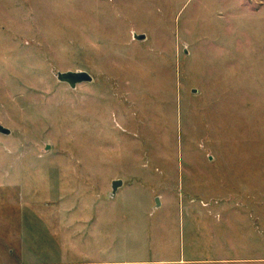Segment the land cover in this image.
<instances>
[{
  "label": "rangeland",
  "instance_id": "1",
  "mask_svg": "<svg viewBox=\"0 0 264 264\" xmlns=\"http://www.w3.org/2000/svg\"><path fill=\"white\" fill-rule=\"evenodd\" d=\"M0 125V264H264V0H0Z\"/></svg>",
  "mask_w": 264,
  "mask_h": 264
},
{
  "label": "water",
  "instance_id": "2",
  "mask_svg": "<svg viewBox=\"0 0 264 264\" xmlns=\"http://www.w3.org/2000/svg\"><path fill=\"white\" fill-rule=\"evenodd\" d=\"M139 39L143 40L146 38L145 35H139L138 36ZM58 77L61 81H65L70 83V85L75 86L78 83H83V82H92L93 81V77L84 71H76V72H65V73H59ZM0 131L4 134L9 135L11 133L10 129L3 127L2 125H0ZM122 185V180H114L112 182V189H113V195L117 192V189L119 186ZM156 205H160V201L159 198H156Z\"/></svg>",
  "mask_w": 264,
  "mask_h": 264
}]
</instances>
